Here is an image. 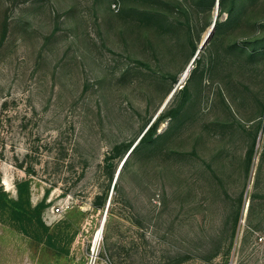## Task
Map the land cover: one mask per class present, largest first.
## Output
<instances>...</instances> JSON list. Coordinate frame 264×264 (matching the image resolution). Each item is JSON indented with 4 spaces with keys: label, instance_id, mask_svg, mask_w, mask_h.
<instances>
[{
    "label": "rangeland",
    "instance_id": "rangeland-1",
    "mask_svg": "<svg viewBox=\"0 0 264 264\" xmlns=\"http://www.w3.org/2000/svg\"><path fill=\"white\" fill-rule=\"evenodd\" d=\"M262 153L264 0H0V264H264Z\"/></svg>",
    "mask_w": 264,
    "mask_h": 264
},
{
    "label": "trees",
    "instance_id": "trees-1",
    "mask_svg": "<svg viewBox=\"0 0 264 264\" xmlns=\"http://www.w3.org/2000/svg\"><path fill=\"white\" fill-rule=\"evenodd\" d=\"M213 2H215V0H213ZM220 4V2H218ZM222 5V3H221ZM233 5L234 3L231 2V6L229 7V10L227 11H232L233 10ZM220 7V6H219ZM216 25V24H215ZM199 62V60H197ZM189 88V84L186 83V85H184L180 91L181 92H185L187 91ZM169 116L168 113H165L164 115L162 116H159L155 121H153L151 123V125L147 128V130L145 131V133L142 135V137L140 138V140L138 141V143L135 145V147L133 148L132 152L130 153V155L128 156V158L125 160L123 166H122V169H121V172L123 170V168L125 167L129 157L133 154V152L137 149V148H140L143 144L147 143V142H151L155 139V136L157 134V131H158V128H159V125L161 124V122H163V120ZM132 144L133 143H130V142H123V143H120L118 145H116L113 149V153H111L110 155H108V157L106 158L107 161L111 159V157H113L115 155L116 152H120V151H123V153H127L129 151V149L132 147ZM264 158V153H262V157L261 159L263 160ZM110 164H108L107 166H109ZM117 185V182L115 183V186ZM6 195V192L0 188V200H3L4 199V196ZM253 207L252 203L250 204V209ZM15 209V208H14ZM238 224V220L237 222L235 223V226Z\"/></svg>",
    "mask_w": 264,
    "mask_h": 264
},
{
    "label": "water",
    "instance_id": "water-1",
    "mask_svg": "<svg viewBox=\"0 0 264 264\" xmlns=\"http://www.w3.org/2000/svg\"><path fill=\"white\" fill-rule=\"evenodd\" d=\"M218 10H219V3L217 2V11H216V14L218 13ZM216 19H217V15H216V17H215V19H214V23L212 24V27H211L210 31L207 33L206 37L204 38V40H203L202 43L200 44V46H199V48H198V50H197V53L200 52V50L203 48L204 44L206 43L207 39L209 38V36L212 34V32H213V30H214V27H215ZM197 53H196V55H197ZM196 55H195V57H196ZM195 57H194V58H195ZM189 69H190V67H188L187 70H189ZM175 91H176V88L172 90V92L170 93V95L168 96V98L165 100V102H164L163 105L161 106V108H160V110L158 111V113H160V112L163 110V108L167 105L168 101L171 99V97L173 96V94L175 93ZM158 113H157V115H158ZM157 115H156V116H157ZM156 116H155V118H156ZM155 118H154V119H155ZM154 119L151 121V123L154 121ZM151 123L148 125V127L151 125ZM148 127H147V128H148ZM146 130H147V129H145V131H146ZM145 131L142 133V135L145 133ZM142 135L138 138V140L136 141V143H135V144L129 149V151L127 152V154H126V156L124 157L123 161L121 162L120 166L118 167L117 172H116V176H115V180H114V183H113V186L115 185V183H116V181H117V179H118V177H119V175H120V172H121V169H122V166H123L125 160L128 158V156L130 155V153L132 152L133 148H134L135 145L138 143V141L140 140V138L142 137ZM110 202H111V197H109V199H108V202H107V208H106V211H105L104 217H103V219H102L101 228H100V229H101V234H102V230H103L104 222H105V220H106L107 210H108V206L110 205ZM247 205H249V204H247Z\"/></svg>",
    "mask_w": 264,
    "mask_h": 264
},
{
    "label": "bare ground",
    "instance_id": "bare-ground-1",
    "mask_svg": "<svg viewBox=\"0 0 264 264\" xmlns=\"http://www.w3.org/2000/svg\"><path fill=\"white\" fill-rule=\"evenodd\" d=\"M211 27H212V26H211ZM210 29H211V28H210ZM210 29H209V31H210ZM209 31H208V32H209ZM188 72H189V70H186V71L184 72V74L182 75V78H184ZM102 219H103V217H102ZM102 219H101V222H100V226H99V228H98V231H97L96 241L99 240V238L101 237V229H100V228H101ZM106 220H107V217H106ZM106 220H105V222H106ZM105 222H104V225H105ZM103 231H104V226H103L102 234H103Z\"/></svg>",
    "mask_w": 264,
    "mask_h": 264
}]
</instances>
